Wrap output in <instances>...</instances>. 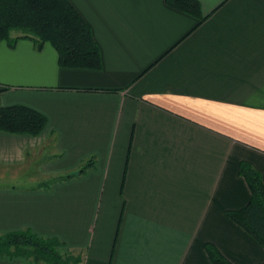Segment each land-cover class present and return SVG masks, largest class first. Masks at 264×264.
<instances>
[{
    "label": "crops",
    "instance_id": "1",
    "mask_svg": "<svg viewBox=\"0 0 264 264\" xmlns=\"http://www.w3.org/2000/svg\"><path fill=\"white\" fill-rule=\"evenodd\" d=\"M69 1L99 69L60 67L47 42L0 41V107L46 117L35 136L0 131V235L55 238L82 264H213L205 243L261 263L227 212L250 199L241 162L264 184V0H198L197 25L164 0ZM32 166L27 187L2 186Z\"/></svg>",
    "mask_w": 264,
    "mask_h": 264
},
{
    "label": "trees",
    "instance_id": "2",
    "mask_svg": "<svg viewBox=\"0 0 264 264\" xmlns=\"http://www.w3.org/2000/svg\"><path fill=\"white\" fill-rule=\"evenodd\" d=\"M164 2L193 16L196 25L205 18L198 0ZM20 38L31 40L36 49L49 43L60 67L96 70L101 66L99 48L90 27L69 0H0V41L11 47ZM45 125L46 117L33 108L21 104L0 107V131L35 136ZM92 165L93 158H89L74 172L49 177L32 187L47 188L54 182L83 174ZM239 171L250 191V199L243 208L227 212V216L264 248V184L259 172L248 163L241 162ZM60 245L55 238H41L28 230L12 231L0 235V256L22 257L26 264H82L80 253L60 251ZM204 248L213 264H232L214 245L205 243ZM258 264H264V260Z\"/></svg>",
    "mask_w": 264,
    "mask_h": 264
},
{
    "label": "rangeland",
    "instance_id": "3",
    "mask_svg": "<svg viewBox=\"0 0 264 264\" xmlns=\"http://www.w3.org/2000/svg\"><path fill=\"white\" fill-rule=\"evenodd\" d=\"M37 171L38 170H37V168H35V166H32L31 168H27L26 170L21 172L18 179L17 178L14 180L7 179V181L4 184H2V186L7 187V185H8L10 187H17V188L27 187L24 184L26 182L25 181L26 179H24V178H27V176H31V175H38V174H36ZM0 264H26V261L22 257L8 258L7 256H0Z\"/></svg>",
    "mask_w": 264,
    "mask_h": 264
}]
</instances>
